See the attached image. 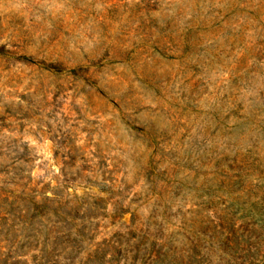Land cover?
Segmentation results:
<instances>
[{
    "label": "rangeland",
    "instance_id": "374dc122",
    "mask_svg": "<svg viewBox=\"0 0 264 264\" xmlns=\"http://www.w3.org/2000/svg\"><path fill=\"white\" fill-rule=\"evenodd\" d=\"M0 264H264V0H0Z\"/></svg>",
    "mask_w": 264,
    "mask_h": 264
},
{
    "label": "trees",
    "instance_id": "16d2710c",
    "mask_svg": "<svg viewBox=\"0 0 264 264\" xmlns=\"http://www.w3.org/2000/svg\"><path fill=\"white\" fill-rule=\"evenodd\" d=\"M62 235H64V232H61L60 230H58V231H56V233H55V235H54V238H53V240H52V242H51V244H50V246H51V249H50V253H48V255L51 257V258H53V260H46V261H56V259H55V257L56 256H58L59 254H55L54 255V252L57 250V248H58V243H60V239L61 238H63L62 237ZM71 235V233H70V231L69 232H67L66 234H65V236L66 237H69ZM45 250V249H44ZM94 254L97 256V250L96 251H94ZM105 257V256H104ZM51 258H47V259H51ZM66 259H71L72 260V258H70V255H68V256H66L65 257ZM113 258H114V256H113ZM103 260L102 261H104L105 262V258H102ZM111 260L109 259L108 260V262H110ZM102 263V262H101Z\"/></svg>",
    "mask_w": 264,
    "mask_h": 264
}]
</instances>
